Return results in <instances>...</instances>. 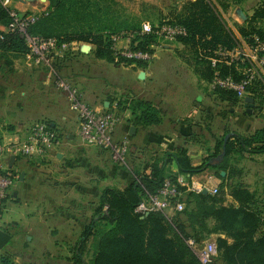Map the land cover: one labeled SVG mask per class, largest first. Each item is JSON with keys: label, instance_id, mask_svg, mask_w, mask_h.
<instances>
[{"label": "crops", "instance_id": "0c3cea01", "mask_svg": "<svg viewBox=\"0 0 264 264\" xmlns=\"http://www.w3.org/2000/svg\"><path fill=\"white\" fill-rule=\"evenodd\" d=\"M188 1L195 0H171L169 8L179 9ZM261 1L247 0L226 12L216 8L236 44L244 42L236 26L243 25L253 15ZM0 3L5 9L24 15L41 13L49 5L48 0L45 3L0 0ZM4 31L5 26L0 25V32ZM73 46L64 63L57 68L70 61L72 75L69 76L76 85L79 84L83 100L94 110L108 109L118 101L127 105L144 101L157 110L159 123L149 127L135 125L129 109L119 112L114 141L124 140L133 151L148 149L158 153L182 148L191 165L197 167L214 153L217 142L226 132L247 136L264 128L262 70H257L254 85L249 86L244 97L253 99V107L248 113L244 99L233 102L220 96L212 87L205 75L207 66L200 62H207V57L193 60L180 43H175L172 49L162 50L144 68L136 69L95 58L91 45L88 54L80 52L83 44ZM77 61L79 64L75 63ZM219 64L232 68L235 78H240L244 72L234 59H229V63L221 60ZM128 73L132 78L125 77ZM45 77L46 70L31 66L25 57L14 61L10 74L0 76L1 143L6 146L24 143L29 128L37 123H47L61 137L59 145L46 158L13 157L9 166L15 185L0 213V230L10 235V241L0 251V260L3 258L9 264H70V248L74 247L91 219V211L87 213L85 209L75 208L82 202L81 198L87 197V191L92 193L86 184L83 189V182L77 175L72 176L76 169L95 174L96 184L100 186L105 181L114 185L123 183L124 186L132 182L130 173L118 175L98 153L93 162L87 160L90 153L77 136V124L67 97L46 85ZM131 128H134L132 134ZM243 162L245 184L250 192L263 198L264 155L250 156ZM171 170L176 171L174 166ZM195 178H190L191 185ZM117 187L121 189L119 185ZM99 193L96 187L90 197L97 200ZM78 196L80 199L76 202Z\"/></svg>", "mask_w": 264, "mask_h": 264}, {"label": "trees", "instance_id": "16d2710c", "mask_svg": "<svg viewBox=\"0 0 264 264\" xmlns=\"http://www.w3.org/2000/svg\"><path fill=\"white\" fill-rule=\"evenodd\" d=\"M246 1H188L179 9L170 7L164 17L158 12L160 17L155 21L161 24L168 20L170 24L185 29L186 36L178 38L177 43L189 51L193 60L203 59L202 56L217 60L214 68L208 61H200L207 66L205 75L211 84L215 72L221 77L230 76L239 80L234 77L232 68L219 64L221 57L215 55L219 49L230 51L236 47L216 8L226 12ZM48 2L47 9L27 27L26 33L30 37L53 39L58 45L89 44L93 47L94 57L107 63L134 69L146 66V63L133 66L131 62L113 57L110 36L138 31L143 22L123 15L124 7L119 0ZM10 21L8 10L0 3V25L7 26ZM236 28L248 44L253 42L254 37L264 40V0L253 15ZM140 41L138 47L144 50L156 42L153 36H143ZM27 54L28 48L22 35L0 32L1 77L10 74L14 61ZM215 91L238 102L230 92ZM111 107L112 104L107 110ZM126 108L131 111L135 125L149 127L159 123L157 110L148 102L136 101L129 105L116 102L117 114ZM226 135L228 139L224 141ZM225 136L217 142L214 153L197 167L191 165L182 148L158 153L141 150L139 153L149 157V161L142 168L132 166L129 169L132 182L121 189L105 187L100 191L91 219L71 250L70 264H201L186 242L197 237L203 240L205 233L217 236L216 257L210 264H264V197H257L240 182L228 186L227 195L233 200L228 205L224 204L225 197L221 195H204L178 187L181 192L179 201L184 209L173 211L179 216L176 223L169 224L159 212H151L144 217L134 212L146 195H155L167 180L175 185L176 179L183 177L191 185L192 176L211 170L219 180L229 182L241 174V169L232 165L230 158L264 155V128L247 136L230 132H226ZM138 157L139 154H136L132 160ZM171 166L175 167V172ZM220 173L224 176L221 177ZM208 224L212 225L210 229ZM0 263L9 264L3 258Z\"/></svg>", "mask_w": 264, "mask_h": 264}, {"label": "built area", "instance_id": "2783aa9c", "mask_svg": "<svg viewBox=\"0 0 264 264\" xmlns=\"http://www.w3.org/2000/svg\"><path fill=\"white\" fill-rule=\"evenodd\" d=\"M43 12L24 15L16 10L8 9L11 21L5 26L3 33L22 35L28 48V54L25 57L27 62L31 66L44 68L46 70L45 84L65 94L69 102V110L74 115L77 124V136L80 141L86 146L108 150L114 163L124 165L128 145L124 140L114 141V129L120 119L116 103L112 104L110 110H94L84 102L79 89L64 81L56 70L57 65L64 62L67 54L74 49L73 44L58 45L53 39L43 40L30 37L26 33L27 27L32 25ZM143 36H153L156 42L146 50L141 49L138 45ZM185 36V29L170 24L168 20L162 21L161 24L143 21L138 31L112 35L109 41L113 57L131 62L134 66L137 63L148 64L154 58L156 49H168L177 43L178 38ZM215 55L221 57L220 61L223 60L225 63H229V59H234L244 72L239 80L230 76L221 77L218 72H215L212 87L230 92L239 100L244 99L248 87L257 76V70L264 71V40L254 37L250 44L244 41L242 44H236V47L230 51L219 49L215 51ZM207 60L214 68L217 60L213 58H207ZM59 141V135L47 123H37L29 128L24 143L16 146H6L0 143V213L4 211L5 202L15 185V179L10 173L9 159L11 157L46 158L47 154L59 145ZM209 180L210 177H208V182ZM178 187L195 193H201L203 190L212 195L217 193L215 188L209 190L206 186L188 185L185 178L178 177L175 185L167 180L155 195H146L134 212L140 217L151 212L163 214L169 210L181 212L184 205L179 201L181 192ZM187 245L190 248L194 246L192 241H188ZM196 257L201 264H210L216 257L215 245L206 243L197 250Z\"/></svg>", "mask_w": 264, "mask_h": 264}, {"label": "rangeland", "instance_id": "374dc122", "mask_svg": "<svg viewBox=\"0 0 264 264\" xmlns=\"http://www.w3.org/2000/svg\"><path fill=\"white\" fill-rule=\"evenodd\" d=\"M119 1L121 2V5L124 7L123 8L124 9L123 15H125L129 19H133V20H137V21H149V22L157 23L155 20H158L160 16L164 17L163 13L167 14L168 8H169V3L171 0H119ZM172 2H173V0H172ZM155 9L157 11H154ZM158 12L160 13V16H159ZM83 45H89V44H83ZM171 47H173V45ZM162 50H166V49H162ZM162 50L156 49L154 51L155 56H159V54L161 53ZM75 63L79 64L78 61ZM80 66H83V65H80ZM125 67H129V66H125ZM73 69H76L75 66H73ZM56 70H57L59 76L64 81L68 82L72 86L77 87L83 96V92H82L81 87H78L79 84H77L78 85L77 86L71 80V78L69 76V75H72V73H71L72 71H70V61H67L63 66H60ZM113 77H115V76H113ZM125 77L127 79H130L131 74L128 73L125 75ZM60 140H61V137H60ZM82 146L84 149H87V153L88 152L90 153V158L87 159L88 161L93 162V159H95V155L98 153L99 155L103 156L102 160L105 161L108 164V166L115 173L118 172V175H120V173H122L123 175L130 173L129 169L132 166L135 168H142L149 161V157L145 156V154H143V156H142V154L139 153L141 151V149H138L136 152V151L131 150L130 146H127V154L125 157L124 165L114 163V161L111 159V155H110V152L108 150L100 149L97 147H90V146H86V145H82ZM136 154H139L140 157L135 158L136 160H132L133 159L132 157ZM247 158H248L247 156L243 157V158H235V159L230 158V160H229L230 163L241 169V174L234 180H230L229 182H224L222 180H219L217 178V175L213 171L207 170L205 172L194 175V176H196V178L192 184L194 186H206V188L209 190H211L212 188H215L217 190V193H218V194L216 193V195H221V196L225 197L224 198V200H225L224 204L225 205L231 204V203H233V200L227 195V194H229L228 186L233 184L234 182H240L243 186H247V184H245L247 182V179L245 178V175H244L245 170H244V168H241L242 165L244 164L243 161ZM75 172L76 173H72L75 175H72V174L71 175L74 177L77 175L76 177H78V179L81 182H83V189L85 188L84 186L86 184L87 186L91 187L90 189L92 190V193L90 191H87L86 193L83 192V194L85 193L87 195V197L81 198L82 202H80L79 204L77 203L75 208L77 209L79 207V211H82L85 209L87 211V213L91 211V216H92V210L94 209V206L96 205L98 199L96 200V198L94 196L93 197L91 196L92 197L91 198L90 195L94 193V191L96 190V187H97L98 192H100L103 189V187L106 185H108V187H112V188H118L117 185H119V188L124 187L123 183H121V184L119 183L117 185H114L111 183V181L108 182V184L105 181V183L101 184V186H100L99 183L96 184V181H97L96 177L97 176L95 174L91 173V175H89L85 171V169H76ZM208 177H210V180H209L210 182H208ZM72 179H74V178H72ZM110 179H112V176H110ZM88 184H90V185H88ZM66 189L68 190L67 187H66ZM10 193H9V195H10ZM76 199H77L76 200V202H77L78 199H80V197L78 196ZM5 205H6V203H5ZM163 216L169 224L174 223V222L176 223V219L179 217L178 214L176 215V213L173 212V210L167 211L166 213L163 214ZM182 223H184L183 218H182ZM211 227H212V225L208 224V229H210ZM202 237H203V240H200V238H198V237L193 239V240L192 239L188 240V241L193 242L194 246H193V248H190V249L192 250V252L195 256H196L197 250L201 249L202 246L205 245L206 243H213L214 245L216 244V239H217L216 235H214V234L208 235L205 233V234H203ZM71 249L72 248H70V252H71ZM85 257H86V260L88 261V259H89L88 254Z\"/></svg>", "mask_w": 264, "mask_h": 264}, {"label": "water", "instance_id": "95a60500", "mask_svg": "<svg viewBox=\"0 0 264 264\" xmlns=\"http://www.w3.org/2000/svg\"><path fill=\"white\" fill-rule=\"evenodd\" d=\"M23 1L26 2V3H30V2L35 1V0H23ZM37 1H39L41 3H45L46 2V0H37ZM90 50H91V47L89 45H83L80 48V52L82 54H88ZM244 103H245V107L247 108V112L250 113V110L253 107V99L250 98V97H247V98L244 99ZM133 132H134V128H131L130 134H132ZM227 139H228V135H226L224 137V141H227ZM223 155H224V153H222L221 156H223ZM9 160H10L9 161V166H11L12 161H13V157H11ZM221 176H223V174H221ZM201 193L204 194V195L208 194V192L206 190H203ZM9 241H10V235L7 234L6 232L0 230V251L3 250L6 247V245L8 244Z\"/></svg>", "mask_w": 264, "mask_h": 264}]
</instances>
